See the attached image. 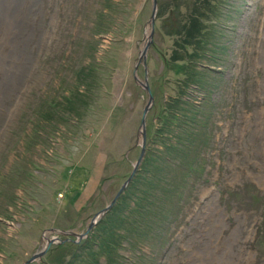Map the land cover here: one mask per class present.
Wrapping results in <instances>:
<instances>
[{"label": "rangeland", "instance_id": "374dc122", "mask_svg": "<svg viewBox=\"0 0 264 264\" xmlns=\"http://www.w3.org/2000/svg\"><path fill=\"white\" fill-rule=\"evenodd\" d=\"M151 3L0 0V264L49 239L28 264H264V0H157L143 158L75 235L140 154ZM195 12L201 50L172 60L174 30Z\"/></svg>", "mask_w": 264, "mask_h": 264}, {"label": "trees", "instance_id": "16d2710c", "mask_svg": "<svg viewBox=\"0 0 264 264\" xmlns=\"http://www.w3.org/2000/svg\"><path fill=\"white\" fill-rule=\"evenodd\" d=\"M189 18L188 20L185 22L184 27H178L176 28L174 31L176 32V35L178 37V39H176V43H174V48L171 54V59L172 60H182L185 61L187 63L191 64V58L189 59L188 56H182L180 54L181 49H183L184 45H192V48H196L195 51H192L195 55L198 54V52L201 50V42L203 41V36L204 33L202 32L203 28L205 27V24H207V20L203 18V16H201L200 13L195 12L192 14H188ZM200 46V47H199ZM185 53V51H184ZM189 64V65H190ZM191 66V65H190ZM183 72V77L181 79L182 83L185 86H188L190 83H194L196 82V70L192 69V67H183V70L181 71ZM197 85H199L197 83ZM200 86V85H199ZM68 101H71L70 99V94L69 96H67ZM183 102V100H181V97H177L175 99H169L168 103L163 106V110L162 113H160V117H161V127L157 128V135L160 136V138L158 139L159 141L163 138V136L165 135V133L167 134L170 130L171 124L174 122V120L176 119V113H175V107L177 108V104H181L180 101ZM187 170H189L190 168H192V164L188 163L187 164ZM183 177V176H182ZM145 193H149L147 191H144ZM176 192L181 193V187L179 185H177V189ZM151 202L154 203L153 200L150 199ZM133 212L136 213L137 216L141 215L142 212H136V210L134 209ZM143 215V214H142ZM142 217V216H140ZM139 217V218H140ZM72 243L71 242H62L59 243L58 245H56V248H64L66 246H70ZM74 245H78L75 244ZM78 247V246H77Z\"/></svg>", "mask_w": 264, "mask_h": 264}, {"label": "water", "instance_id": "95a60500", "mask_svg": "<svg viewBox=\"0 0 264 264\" xmlns=\"http://www.w3.org/2000/svg\"><path fill=\"white\" fill-rule=\"evenodd\" d=\"M151 15L149 18V33L148 36L146 37V42L144 43L142 49L139 51L138 57H137V62L136 64L141 63L143 65L144 71H145V77L143 81H138L140 86L146 91L147 94V100L146 103L143 106V112H142V118L140 121V139H141V150H140V154L137 158V160L133 163L132 165V169L128 175V177L126 178V180L122 183V185L120 186V188L118 189V191L115 193L114 197L111 199V201L105 205L102 209L98 210L97 212H95L92 217L91 220L89 222V224L87 225L85 231L83 233H79V234H75L77 235L78 238L86 235L90 229L92 228V226L94 225V223L99 219V217L101 215H103L110 207L111 205L116 201V199L118 198V195L120 194L121 191H123V189L126 187L127 183L129 182V180L132 178L134 172L136 171V169L138 168L143 155H144V148H145V139H146V114H147V110L150 108V106L153 103V95L152 92L150 90V87L148 85L147 82V78H146V71H147V67H146V55H147V50L148 47L151 43V39H152V34L154 32V17L156 15V8H157V0H151ZM66 233H69V231H63ZM53 240H48L47 243L42 247L41 250L34 252L30 255V257H28L27 259H25L21 264H28L34 260H37L38 258H40V256L46 251V249L48 248V246L50 245V243ZM62 240H59V242H61Z\"/></svg>", "mask_w": 264, "mask_h": 264}, {"label": "bare ground", "instance_id": "6f19581e", "mask_svg": "<svg viewBox=\"0 0 264 264\" xmlns=\"http://www.w3.org/2000/svg\"><path fill=\"white\" fill-rule=\"evenodd\" d=\"M154 19H155V17H154ZM1 42H3V41H1ZM0 47H1V46H0ZM121 192H122V191H121ZM121 192H120V194H121ZM120 194L118 195V197L120 196ZM109 209H110V208H109ZM109 209H108V210H109Z\"/></svg>", "mask_w": 264, "mask_h": 264}]
</instances>
